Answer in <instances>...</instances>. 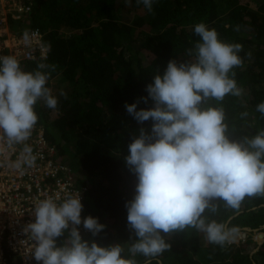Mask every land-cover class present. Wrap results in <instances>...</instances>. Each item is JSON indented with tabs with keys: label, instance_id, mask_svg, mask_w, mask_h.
I'll list each match as a JSON object with an SVG mask.
<instances>
[{
	"label": "trees",
	"instance_id": "obj_1",
	"mask_svg": "<svg viewBox=\"0 0 264 264\" xmlns=\"http://www.w3.org/2000/svg\"><path fill=\"white\" fill-rule=\"evenodd\" d=\"M244 1L153 0L149 11L138 0H36L32 14L17 26L41 30L49 48L45 61H26L21 69L47 73L49 89L55 78L61 81L60 90L50 92L57 99L55 109L43 99L35 105V126L43 127L58 158L88 187V216L106 226L95 236L88 233L84 240L89 244H120L124 258L148 264L143 255L129 252L138 238L129 228L125 205L133 200L138 181L125 157L141 128L151 134L153 122L138 123L125 104L136 103L138 111L154 106L151 99L143 100L147 85L164 74L170 60L194 59L187 50L200 39L195 25L204 23L221 41L242 45V65L232 70L240 95L210 99L203 107L223 108L231 139L252 138L264 130V115L257 111L264 102V0L256 9ZM214 203L216 211L203 214L206 222L239 233L246 227L258 231L236 240L238 232L229 234L222 245L210 243L206 233L192 227L162 234L171 247L151 264H264V243L252 254L264 238V195L246 196L239 210ZM64 239H57L58 246Z\"/></svg>",
	"mask_w": 264,
	"mask_h": 264
},
{
	"label": "clouds",
	"instance_id": "obj_2",
	"mask_svg": "<svg viewBox=\"0 0 264 264\" xmlns=\"http://www.w3.org/2000/svg\"><path fill=\"white\" fill-rule=\"evenodd\" d=\"M139 2L152 10L153 0ZM194 33L200 39L187 50L194 59L170 60L164 74L155 75L147 85L148 97L143 100L151 99L154 106L138 111L136 103L125 104L138 123L153 122L151 134L141 128L125 157L138 181L133 200L125 205L129 228L138 238L129 252L143 255L148 264L171 247L162 234L189 227L206 233L210 243L222 245L230 230L223 223L206 222L205 210L215 212L214 202L239 210L246 196L264 195V130L252 138L231 139L223 108L203 107L210 99L219 102L229 94L240 95L232 70L242 65L238 55L242 45L221 41L217 31L204 23L195 25ZM48 78L41 71H23L13 56H0V133L9 145L29 139L38 121V101L57 107L46 87ZM257 111L264 115V102ZM24 151L31 149L25 146ZM34 160L26 162L31 165ZM82 209L80 197L61 203L47 198L34 206L35 222L26 230L38 264H137L123 257L120 244L101 247L82 240L81 224L93 236L106 227L91 216L82 220ZM60 237L65 239L58 246Z\"/></svg>",
	"mask_w": 264,
	"mask_h": 264
},
{
	"label": "built area",
	"instance_id": "obj_3",
	"mask_svg": "<svg viewBox=\"0 0 264 264\" xmlns=\"http://www.w3.org/2000/svg\"><path fill=\"white\" fill-rule=\"evenodd\" d=\"M35 1L0 0V56H13L19 64L48 58L41 30L15 28L32 14ZM25 146L30 153L24 151ZM32 157L34 164L29 165L26 161ZM87 192L78 173L47 142L43 127L34 126L29 139L21 144L9 145L0 133V264H38L32 255L34 241L26 230L35 222L34 206L47 198L61 203L80 197L83 220L88 217ZM78 230L84 240L89 231L83 224Z\"/></svg>",
	"mask_w": 264,
	"mask_h": 264
},
{
	"label": "rangeland",
	"instance_id": "obj_4",
	"mask_svg": "<svg viewBox=\"0 0 264 264\" xmlns=\"http://www.w3.org/2000/svg\"><path fill=\"white\" fill-rule=\"evenodd\" d=\"M244 3L248 4L252 9H256L258 7V5L261 3V0H245ZM17 27V26H16ZM60 78L57 77L54 79V81H52V86L50 87V92L53 94L55 91H59L60 88L62 87V85L60 84L61 81L59 80ZM235 232H238V234L235 236V240L237 238H243V233H239V231H230V234H233ZM261 240H259L260 242ZM258 242V244H259ZM251 248L253 249L254 247L251 246ZM251 249V250H252ZM254 250V249H253Z\"/></svg>",
	"mask_w": 264,
	"mask_h": 264
},
{
	"label": "water",
	"instance_id": "obj_5",
	"mask_svg": "<svg viewBox=\"0 0 264 264\" xmlns=\"http://www.w3.org/2000/svg\"><path fill=\"white\" fill-rule=\"evenodd\" d=\"M261 207H264V204H263ZM255 209H256V208H254L253 210H255ZM243 212H244V211H240V212L236 213L234 216H232V217L229 219V221L233 220L235 217L239 216V215L242 214ZM262 228H264V226H263ZM252 231H258V229L253 230L252 228H249V227L243 228V237L246 238V236H247V232H252ZM263 243H264V238L261 239V241L259 242V247H258L257 249H255V250H253V251H252V254L256 253V252L258 251V249L263 245ZM147 263H148V261H147ZM160 264H162V263L160 262Z\"/></svg>",
	"mask_w": 264,
	"mask_h": 264
}]
</instances>
